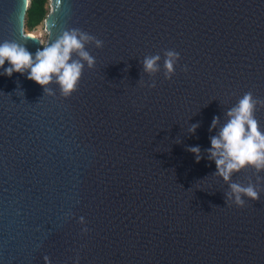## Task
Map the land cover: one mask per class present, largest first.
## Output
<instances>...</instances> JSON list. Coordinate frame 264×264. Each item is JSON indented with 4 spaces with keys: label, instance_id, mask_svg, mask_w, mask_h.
Segmentation results:
<instances>
[{
    "label": "water",
    "instance_id": "95a60500",
    "mask_svg": "<svg viewBox=\"0 0 264 264\" xmlns=\"http://www.w3.org/2000/svg\"><path fill=\"white\" fill-rule=\"evenodd\" d=\"M28 3L0 0V41L34 52ZM43 24L45 40L79 28L103 46L68 96L0 75V264H264V171L232 175L258 185L239 206L203 154L214 115L264 100V0H49ZM166 49L171 77L143 73Z\"/></svg>",
    "mask_w": 264,
    "mask_h": 264
},
{
    "label": "clouds",
    "instance_id": "9594fccd",
    "mask_svg": "<svg viewBox=\"0 0 264 264\" xmlns=\"http://www.w3.org/2000/svg\"><path fill=\"white\" fill-rule=\"evenodd\" d=\"M22 35L31 37L34 34L22 32ZM40 44L42 46L32 52L24 43L0 41V75L11 77L13 73H20L48 94H53L49 85L55 83L61 95L68 96L76 89L85 66L92 68L95 64V57L86 46L93 44L99 48L103 46V41L79 28H66L60 30L55 39L41 40ZM178 56L179 53L173 49L164 50L161 65L160 53L145 55L140 61L142 72L151 76L162 68L164 77L170 78ZM184 70H187L186 66ZM147 86L154 87L155 81ZM258 104L264 105V100L246 92L226 109L223 123L220 117L214 115L209 132L215 130V133L209 136L210 146L203 153L207 160L215 164L213 174L227 183L225 197L239 206L245 203V197L252 200L259 198L258 185L251 182L244 185L231 180L234 173L246 167L257 172L264 171V130L260 129L254 115ZM198 127V122L191 123L187 132L194 134ZM187 150L194 154L197 162L202 158L199 145L188 146ZM260 179L258 176L257 180Z\"/></svg>",
    "mask_w": 264,
    "mask_h": 264
},
{
    "label": "trees",
    "instance_id": "16d2710c",
    "mask_svg": "<svg viewBox=\"0 0 264 264\" xmlns=\"http://www.w3.org/2000/svg\"><path fill=\"white\" fill-rule=\"evenodd\" d=\"M48 11L49 0H29L24 18V27L29 30L33 29L43 22Z\"/></svg>",
    "mask_w": 264,
    "mask_h": 264
},
{
    "label": "rangeland",
    "instance_id": "374dc122",
    "mask_svg": "<svg viewBox=\"0 0 264 264\" xmlns=\"http://www.w3.org/2000/svg\"><path fill=\"white\" fill-rule=\"evenodd\" d=\"M25 32L33 33L36 37H38L41 40L46 39V31L43 22L39 23L37 26H35L33 29L29 30L24 27Z\"/></svg>",
    "mask_w": 264,
    "mask_h": 264
},
{
    "label": "bare ground",
    "instance_id": "6f19581e",
    "mask_svg": "<svg viewBox=\"0 0 264 264\" xmlns=\"http://www.w3.org/2000/svg\"><path fill=\"white\" fill-rule=\"evenodd\" d=\"M33 36H35V35H33Z\"/></svg>",
    "mask_w": 264,
    "mask_h": 264
}]
</instances>
